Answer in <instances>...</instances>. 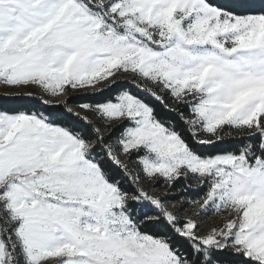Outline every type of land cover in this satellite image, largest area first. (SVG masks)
Masks as SVG:
<instances>
[{
	"label": "snow or ice",
	"instance_id": "snow-or-ice-1",
	"mask_svg": "<svg viewBox=\"0 0 264 264\" xmlns=\"http://www.w3.org/2000/svg\"><path fill=\"white\" fill-rule=\"evenodd\" d=\"M0 87V264H264V0H0Z\"/></svg>",
	"mask_w": 264,
	"mask_h": 264
},
{
	"label": "trees",
	"instance_id": "trees-1",
	"mask_svg": "<svg viewBox=\"0 0 264 264\" xmlns=\"http://www.w3.org/2000/svg\"><path fill=\"white\" fill-rule=\"evenodd\" d=\"M13 103H14V101H12L10 99H7V98H5L3 96H0V106H2V107H11L13 105ZM50 111H58V110H50ZM159 191L163 192L165 190L164 189H160Z\"/></svg>",
	"mask_w": 264,
	"mask_h": 264
},
{
	"label": "rangeland",
	"instance_id": "rangeland-1",
	"mask_svg": "<svg viewBox=\"0 0 264 264\" xmlns=\"http://www.w3.org/2000/svg\"><path fill=\"white\" fill-rule=\"evenodd\" d=\"M0 92H3V88L2 87H0ZM77 95H79V94H73V99H75ZM114 130H115L114 128H110L108 131H105V135L109 134L110 131H114ZM213 222L214 221H213L212 218L208 219L206 227L211 226L213 224Z\"/></svg>",
	"mask_w": 264,
	"mask_h": 264
}]
</instances>
